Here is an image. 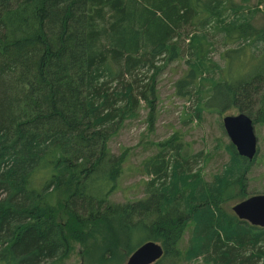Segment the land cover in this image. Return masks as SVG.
Here are the masks:
<instances>
[{
  "label": "trees",
  "instance_id": "16d2710c",
  "mask_svg": "<svg viewBox=\"0 0 264 264\" xmlns=\"http://www.w3.org/2000/svg\"><path fill=\"white\" fill-rule=\"evenodd\" d=\"M250 1L0 0V264H63L81 237L109 264L150 240L164 249L155 264H264V227L231 210L251 169L232 143L211 181L193 168L202 152L158 143L146 196L111 200L124 161L109 140L152 106L169 62L185 59L188 121L236 108L264 123V0Z\"/></svg>",
  "mask_w": 264,
  "mask_h": 264
},
{
  "label": "rangeland",
  "instance_id": "374dc122",
  "mask_svg": "<svg viewBox=\"0 0 264 264\" xmlns=\"http://www.w3.org/2000/svg\"><path fill=\"white\" fill-rule=\"evenodd\" d=\"M234 1L239 3L240 0ZM258 2L259 0H251L249 5L256 7ZM258 8L260 13L255 20V26L258 30H264V3ZM193 30L194 26L186 28L190 33ZM225 49L226 47L219 43L211 53V57L221 66L225 64L221 57ZM185 71V59L166 64L155 76L156 94L152 106L141 101L136 111V118L126 120L110 138L109 148L124 161L119 186L111 195V200L123 203L146 196L145 185L151 177L145 173L143 165L158 152L157 144L171 137L183 140L185 150L191 154L202 152L200 160L193 164V168L198 170L206 181H211L229 161L230 153L227 146L231 142L223 125V117L241 111L236 108H228L223 113L207 111L203 113L200 121L196 119L188 121L189 115H194L197 101L195 95L188 100L177 93L176 84ZM143 77L147 76L143 75ZM252 119L258 139V153L254 160L250 161L247 189L249 196L264 194V123ZM169 154L173 153L169 152ZM60 216L61 220L65 219L64 213L61 212ZM188 237L189 233H186L182 240L183 251L186 249ZM89 244L88 237L71 239V249L62 259L63 264H109L106 260H102L103 257L99 254L102 245L95 248ZM132 253L129 249H121L117 264H125Z\"/></svg>",
  "mask_w": 264,
  "mask_h": 264
},
{
  "label": "water",
  "instance_id": "95a60500",
  "mask_svg": "<svg viewBox=\"0 0 264 264\" xmlns=\"http://www.w3.org/2000/svg\"><path fill=\"white\" fill-rule=\"evenodd\" d=\"M223 125L238 154L253 161L258 153V139L251 116L244 112L226 115ZM234 214L252 225L264 227V194L251 195L232 207ZM164 254L163 246L153 240L141 244L125 264H155Z\"/></svg>",
  "mask_w": 264,
  "mask_h": 264
}]
</instances>
